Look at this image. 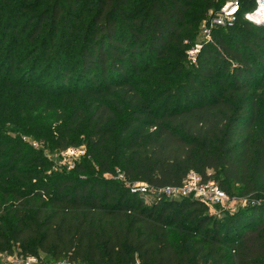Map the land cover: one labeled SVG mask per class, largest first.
<instances>
[{
	"label": "trees",
	"instance_id": "16d2710c",
	"mask_svg": "<svg viewBox=\"0 0 264 264\" xmlns=\"http://www.w3.org/2000/svg\"><path fill=\"white\" fill-rule=\"evenodd\" d=\"M227 1L0 0V83L33 114L45 96L67 101L59 149L79 145L76 131L87 145L72 169L51 171L0 129V252L264 264V23L240 16L197 41ZM192 171L247 205L218 219L193 198L135 188L181 186Z\"/></svg>",
	"mask_w": 264,
	"mask_h": 264
},
{
	"label": "rangeland",
	"instance_id": "374dc122",
	"mask_svg": "<svg viewBox=\"0 0 264 264\" xmlns=\"http://www.w3.org/2000/svg\"><path fill=\"white\" fill-rule=\"evenodd\" d=\"M220 9H218L219 12ZM205 23L200 25V34L197 41L204 36L206 28ZM214 32V30H213ZM212 32V35H213ZM4 82L0 83V124H2L1 132L6 134L7 137L15 141H21L35 153H39L41 157L48 162L52 163L53 167L51 171L62 172L68 169H72L75 162L82 157L87 156L86 138L83 131H76L78 146H69L66 151L59 149V129L64 122V119L60 116L67 101H62V98H47V96L41 98L44 103L39 107L35 114L30 107L29 111L25 108V104L22 95L18 91L6 87ZM262 94V106L260 112V120L258 124L259 129L264 128V87L261 90ZM66 103V104H64ZM53 110L52 112H49ZM23 114V115H19ZM4 116V117H2ZM16 118L13 122L9 118ZM70 150V151H69ZM74 152L73 154L69 152ZM68 152V153H67ZM231 201L226 207L212 206L210 207L209 214L214 218H222L225 215L233 214L241 208L247 205V197L243 196H231ZM185 225L180 230L183 231ZM15 249V250H14ZM13 251V252H12ZM17 248H12L6 252H0V264H26L29 259L36 258L34 256H21L19 255ZM40 264H48L52 262L48 257H37ZM200 262H205V259L200 257Z\"/></svg>",
	"mask_w": 264,
	"mask_h": 264
},
{
	"label": "built area",
	"instance_id": "2783aa9c",
	"mask_svg": "<svg viewBox=\"0 0 264 264\" xmlns=\"http://www.w3.org/2000/svg\"><path fill=\"white\" fill-rule=\"evenodd\" d=\"M251 2L252 8L243 10L244 2ZM242 16L245 20L255 24L264 23V0H229L219 10L216 17L206 27L205 38L211 36L212 28L214 26L228 27L237 22V19ZM201 45H196L189 51V58L193 62L201 49ZM70 151V150H69ZM68 151V152H69ZM67 152V153H68ZM73 154L74 152H69ZM136 189H140L144 193H151L154 195H163L171 200H180L183 198H193L202 202L208 208L212 206L226 207L231 201L229 195L222 190L214 182H205L197 172H190L184 181L183 185L176 187H166L160 190L149 187L148 185L138 184ZM26 264H40L36 258L29 259ZM50 264H72L69 261H61Z\"/></svg>",
	"mask_w": 264,
	"mask_h": 264
}]
</instances>
